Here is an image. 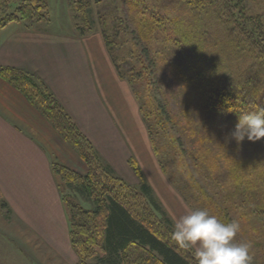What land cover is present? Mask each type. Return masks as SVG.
<instances>
[{"label":"trees","instance_id":"obj_1","mask_svg":"<svg viewBox=\"0 0 264 264\" xmlns=\"http://www.w3.org/2000/svg\"><path fill=\"white\" fill-rule=\"evenodd\" d=\"M112 1L120 10L115 7V14L110 13L108 24L116 25L112 34L110 29L104 32V41L117 72L133 82V70L125 67L127 60L119 54L123 42L118 43L117 38L135 35L144 58L154 56V62L174 80L184 98L178 123L191 142L190 156L197 166L207 171L219 189L233 196L238 208L247 204L264 207V138L256 142L245 139L238 145L229 136L241 110L264 107V30L260 18L244 15V0ZM41 2L0 0V27L12 20L43 18L40 9L44 11L46 5ZM70 5L74 25L83 33V26L90 22L89 0H70ZM12 6L15 11L10 13ZM212 21L225 24L226 40L217 27H211ZM127 53L140 58L131 50ZM0 78L22 92L87 165V172L79 174L58 161L51 163L78 264H87V258L95 259L93 264H197L191 248H179L171 239L172 221L139 169L135 170L141 182L133 187L103 165L90 141L34 73L0 66ZM142 107L155 142L158 133L147 106ZM156 109L155 117L164 128L170 114L164 106ZM169 141L182 160L183 149L173 137ZM190 184L196 185L194 180ZM76 192L91 206L75 201ZM204 194L200 195L208 203L204 208L218 211L219 205Z\"/></svg>","mask_w":264,"mask_h":264},{"label":"rangeland","instance_id":"obj_2","mask_svg":"<svg viewBox=\"0 0 264 264\" xmlns=\"http://www.w3.org/2000/svg\"><path fill=\"white\" fill-rule=\"evenodd\" d=\"M41 1V4L46 5L44 11L40 9V13L44 15L43 18L34 22L12 20L1 26L0 29L10 22L17 21L27 28L39 25L40 28H44L42 30L48 32H53L51 29L60 27L61 32L60 30L54 32L77 38L81 45L86 42L87 46H94L96 43L98 44V40L96 41L95 38L102 41L103 58L109 61L107 65L112 67L113 72L103 75L105 78L101 80L95 74L97 78L96 94H101V87L110 93V96L101 98L98 95L101 103L95 96L93 102L88 101V108L84 112H77V116L61 105L72 118L76 127L90 141L95 154L103 165L133 187H138L141 182V178L135 170L139 169L142 178L150 186L153 196L165 210L172 224H174L173 215L179 217L190 210L205 209L204 207L208 203L200 197L201 193H205L204 195L212 202L219 205L216 208L219 210L209 211L210 214L216 215L224 222L234 221L239 224L240 229L235 240L250 243L251 264H264V207L255 208L251 204H247L238 208L234 204L233 196H229L219 189L210 179L207 171L197 166L195 159L190 156L191 142L185 135L181 124L178 123L182 118L185 103L174 80L168 76L157 61L154 62V56L150 55L149 59L144 58L145 52L141 48L140 41L135 39L134 34V36L127 35L125 39L122 36L117 38L118 43L119 41L123 42L119 54L127 60V63L124 64L125 67L133 70V82L120 76L114 67L104 41V32L110 29L112 34L116 24L111 26L108 24L111 21L110 13L115 14L113 9L115 7L119 11V4L112 0H100L99 2L89 0L87 18L90 22L87 26H83L84 32L81 33L74 25L70 0ZM242 4L245 10L244 15H251L254 18L258 16L261 28L264 30V0H244ZM14 7L9 10L10 13L15 11ZM53 17L60 19L62 24L57 26V22L52 23ZM123 24L125 23H122V27ZM223 25L225 24L211 22V27H217V33H220L223 40H226L227 32ZM127 26L131 27L129 23ZM91 50L94 57L99 56L94 48ZM130 50L131 54L138 55L140 58H133L127 53ZM89 56L90 54L87 53V65H96V59L99 63H103L102 57L91 60ZM21 69L30 71L25 68ZM34 75L39 77L35 73ZM41 80L43 81V79ZM44 83L46 82L44 81ZM90 84L88 81L87 94L91 92ZM91 94L95 95L94 91ZM56 99L59 98L56 97ZM85 99L87 100L88 96ZM143 105L147 106L146 112L150 114V122L154 124L156 135L158 133L155 142L148 129L147 116H144L142 112ZM158 105L164 106L171 117L164 128L160 126L155 117ZM161 114L164 118L163 113ZM172 137L177 141L179 148L184 151L182 160L179 158V153L174 152V147L169 141ZM156 146L159 148V154L156 153V149H158ZM54 160L57 161L53 158L51 163ZM84 164L86 167L84 173L67 167L79 174H85L87 165L85 162ZM190 175L196 184L194 186L190 184L192 182L189 180ZM74 197L75 201L84 207L91 206L90 203L81 200L79 193L76 192ZM54 246L44 241L25 225L0 194V264H72V259L69 258L67 251ZM192 250L194 252V249ZM86 263L93 264L95 259L87 258Z\"/></svg>","mask_w":264,"mask_h":264},{"label":"crops","instance_id":"obj_3","mask_svg":"<svg viewBox=\"0 0 264 264\" xmlns=\"http://www.w3.org/2000/svg\"><path fill=\"white\" fill-rule=\"evenodd\" d=\"M53 20L57 26L62 24L58 18ZM42 29L39 25L27 28L17 21L1 28L0 66L37 74L74 116L84 112L95 96L108 98L110 93L101 87V94H96L95 74L101 80L113 72L103 58L102 41L95 38L98 44L81 45L77 38L54 32H61L60 27L51 29L53 32ZM92 48L99 56L92 55ZM87 53L91 60L102 57L103 63L96 59V65H87ZM53 158L80 173L86 171L82 159L48 120L17 88L0 78V194L25 225L44 241L67 251L72 264H78L50 166Z\"/></svg>","mask_w":264,"mask_h":264},{"label":"clouds","instance_id":"obj_4","mask_svg":"<svg viewBox=\"0 0 264 264\" xmlns=\"http://www.w3.org/2000/svg\"><path fill=\"white\" fill-rule=\"evenodd\" d=\"M229 136L238 145L264 138V107L241 110ZM173 220L171 239L179 248L194 249L197 264H251L250 243L235 240L237 222H224L206 209L173 215Z\"/></svg>","mask_w":264,"mask_h":264}]
</instances>
